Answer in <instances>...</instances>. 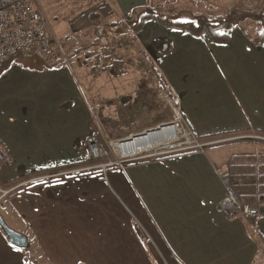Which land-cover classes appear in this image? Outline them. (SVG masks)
Instances as JSON below:
<instances>
[{
	"label": "crops",
	"instance_id": "crops-1",
	"mask_svg": "<svg viewBox=\"0 0 264 264\" xmlns=\"http://www.w3.org/2000/svg\"><path fill=\"white\" fill-rule=\"evenodd\" d=\"M107 1L128 15L159 0ZM227 10L245 11L240 20L255 31L236 21L230 41L215 43L155 21L144 26L150 45L173 32L179 39L155 55L201 150L88 169L83 142L97 121L70 70L12 65L39 85L16 130L0 132L13 157L0 181L18 185L0 213L29 241L16 246L0 227V264L264 263V44L252 40L264 2L233 0ZM75 167L82 171L54 175ZM220 167L241 200L261 209L257 220L225 216ZM39 176L47 178L32 180Z\"/></svg>",
	"mask_w": 264,
	"mask_h": 264
},
{
	"label": "rangeland",
	"instance_id": "rangeland-1",
	"mask_svg": "<svg viewBox=\"0 0 264 264\" xmlns=\"http://www.w3.org/2000/svg\"><path fill=\"white\" fill-rule=\"evenodd\" d=\"M215 1L210 4L207 0H159L148 6L171 19L184 21L212 12L217 15L215 18L231 17L247 32L255 31L251 27L252 21L240 20L245 11L227 10L233 0H220L219 4ZM33 4L47 23L53 48L50 57L37 55L35 63L39 61V66L44 69L68 68L79 90L94 108L96 133L83 143L88 148V142L94 139L102 148L104 156L94 162L99 164L98 168L109 159L115 160L124 154L115 143L174 120L172 105H175L176 97L158 67L157 50L150 45L152 36L149 33L153 30L150 25L139 33L132 29L142 8L133 14V18L127 19V14L117 11L107 0H33ZM121 20L124 23L119 25ZM98 33L101 40H97ZM169 35L176 38L174 32ZM168 37L173 50L176 40ZM79 49H83L82 52ZM63 56L68 57L67 63L61 61ZM23 62L25 66L28 64V61ZM15 63L18 62L12 65ZM12 65L0 74V132L16 130L20 123L19 112L27 105L32 106V92H38L34 85L39 84L35 79L30 78L21 66ZM178 122L184 135L175 141L183 142L191 133L183 118ZM170 144L138 153L123 164L189 151L171 149Z\"/></svg>",
	"mask_w": 264,
	"mask_h": 264
},
{
	"label": "built area",
	"instance_id": "built-area-1",
	"mask_svg": "<svg viewBox=\"0 0 264 264\" xmlns=\"http://www.w3.org/2000/svg\"><path fill=\"white\" fill-rule=\"evenodd\" d=\"M29 51L34 52L36 56L38 55L41 58L50 57L53 54L52 44L48 35V26L42 13L34 6L33 0H0V64L11 56H24L23 54ZM61 61L67 63L68 57H61ZM172 106L174 120L170 123L180 128L178 120L183 118L182 112L176 105ZM182 134L184 135L182 132L180 136ZM184 142L187 144L185 147H183ZM170 143V148L174 150L194 151L203 148L201 141L192 133L186 141ZM88 144V151L83 158V163H92V166L88 167V169L98 168L99 164L95 165L94 162H98V159L104 156V152L94 139L89 141ZM136 155H120L115 160L109 159L107 163L100 165L99 168L107 170L123 166L126 160H131ZM12 161L13 157L10 148L0 135V173ZM79 171H82V168L75 167L72 170L57 172L54 175H68ZM218 172L226 185V194L219 201V206L225 216L230 219L246 218L257 220L262 215L261 209L241 200L230 183L229 171L226 167L218 168ZM44 178H47V176L35 177L32 180L37 181ZM16 188H18V185L12 187L7 185L6 182L0 181V204L4 200L9 199ZM257 264L264 263L259 262Z\"/></svg>",
	"mask_w": 264,
	"mask_h": 264
},
{
	"label": "trees",
	"instance_id": "trees-1",
	"mask_svg": "<svg viewBox=\"0 0 264 264\" xmlns=\"http://www.w3.org/2000/svg\"><path fill=\"white\" fill-rule=\"evenodd\" d=\"M136 13V12H135ZM130 13L127 15V19L133 18V14ZM246 16L241 17L240 19H245ZM255 20H258L262 26V30L258 32L254 38H252L253 42L256 44H264V11L260 14L254 16ZM155 21L163 26L183 30L188 32L195 37L199 38H207L208 40L215 43H227L231 39V33L233 28L235 27L236 20L231 17H217L212 19L210 17L199 15L194 20H177L171 19L161 13H158L153 7L145 6L143 11L139 14V18L133 22L132 29L139 33L141 29L145 26L146 22ZM124 22L121 20L118 22L119 25H122ZM97 40H101V36L99 37V33L97 34ZM152 46L157 51L162 53H170L172 50V44L169 40L164 38H157L152 42ZM83 49H79V52H82ZM77 51V52H78ZM24 56H11L7 58L4 62L0 64V74L7 71L13 62L24 63ZM36 60V59H35ZM36 61L30 62L26 67L37 68L39 67ZM41 68V67H39Z\"/></svg>",
	"mask_w": 264,
	"mask_h": 264
},
{
	"label": "bare ground",
	"instance_id": "bare-ground-1",
	"mask_svg": "<svg viewBox=\"0 0 264 264\" xmlns=\"http://www.w3.org/2000/svg\"><path fill=\"white\" fill-rule=\"evenodd\" d=\"M181 133V129L176 125L166 123L163 127L148 129L146 132L136 134L129 139L115 143V145L120 152L124 153L121 155L127 156L173 142L180 137Z\"/></svg>",
	"mask_w": 264,
	"mask_h": 264
},
{
	"label": "water",
	"instance_id": "water-1",
	"mask_svg": "<svg viewBox=\"0 0 264 264\" xmlns=\"http://www.w3.org/2000/svg\"><path fill=\"white\" fill-rule=\"evenodd\" d=\"M23 55L25 57V60L24 61L33 62L37 58L36 54L34 52H32V51L25 52ZM165 124L166 123L160 124L156 128L163 127ZM156 128H151V129H156ZM146 131H144V132H146ZM121 141H123V140H121ZM0 227L4 230V232L6 233V235L9 237L10 241L13 244H15L16 246H19V247H27L29 245V241H28L27 236L24 235V234H22L21 232L15 230V229L11 228L7 224V222L5 221V219L3 218V216L1 215V213H0Z\"/></svg>",
	"mask_w": 264,
	"mask_h": 264
}]
</instances>
